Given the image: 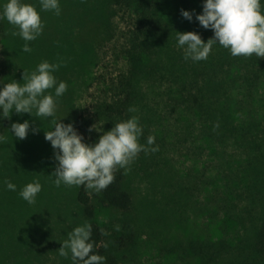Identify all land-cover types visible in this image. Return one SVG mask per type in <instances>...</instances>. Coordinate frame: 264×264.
I'll use <instances>...</instances> for the list:
<instances>
[{"label":"rangeland","instance_id":"374dc122","mask_svg":"<svg viewBox=\"0 0 264 264\" xmlns=\"http://www.w3.org/2000/svg\"><path fill=\"white\" fill-rule=\"evenodd\" d=\"M26 2L39 11V0ZM59 7V15L40 11L43 29L27 42L30 52L21 50L25 41L12 35V25L0 20V80L23 83L24 70H34L43 60L55 63L54 76L67 84L56 98V120L73 124L78 113H85L107 131L117 120L138 116L143 129L139 143L146 144L152 135L154 144L148 147L158 146L155 152H139L126 170L120 168L122 188L132 198L129 209L108 207L99 191L87 189L93 220L103 231L104 264H111L109 257L116 264H207L211 256L197 248L205 251L204 246L212 245L207 248L217 253L221 243L225 250L221 257L212 255L213 260L264 264L252 246L254 222L251 226L241 212L245 201L233 200L234 215L225 218L215 204L221 188H216L214 160L206 166L205 155L194 151L200 141H191L184 133V118L176 117L179 111L153 104L152 98L158 96L144 82L140 93H149V100L138 98L130 106L134 112L121 105L125 92L120 78L127 68L121 48L130 27L123 10L116 7L110 12L105 0H59ZM107 104L119 105L121 113H108ZM8 118L1 134L5 140L0 142V264H71L70 254L60 256L58 248L73 227L89 218L77 201L78 186L57 187L52 182L57 162L44 133L53 126V118L14 110ZM24 120L29 130L25 138L17 139L11 124ZM87 134L102 133L93 129ZM33 179L42 187L35 203L28 204L18 193ZM5 180L16 189H6Z\"/></svg>","mask_w":264,"mask_h":264},{"label":"trees","instance_id":"16d2710c","mask_svg":"<svg viewBox=\"0 0 264 264\" xmlns=\"http://www.w3.org/2000/svg\"><path fill=\"white\" fill-rule=\"evenodd\" d=\"M105 2L109 11L122 9L130 24L121 48L127 64L126 73L120 78L125 92L121 101L124 110L134 106L138 98L149 100V93H140L144 82L151 88L149 92L158 96L152 98L153 104L161 103L166 111H179L176 117L184 118V133L191 141H200L194 151L205 155L206 166L214 160L215 178L219 181L216 188H221L215 204L225 218H231V202L245 201L241 212L251 226L254 222L252 246L264 257V57L232 56L226 48L214 44L207 59H185L176 44V31H195L205 41L213 36L210 28L205 29L196 20L203 0ZM182 10H188L192 19L183 17ZM118 106L107 104L105 109L108 113H121ZM8 122V117H0V135ZM92 124V115L78 113L72 125L85 142L93 143L98 136L87 134ZM122 180L123 173L117 168L112 182L99 191L106 206L117 210L130 208L132 198L122 188ZM76 198L89 218L93 251L104 256L103 231L93 220V207L84 186H78ZM207 247L213 246H204L205 251L197 248L200 254L211 256L207 264H248L237 259L213 260L212 255L221 257L224 246L221 243L217 253ZM107 260L117 263L114 258Z\"/></svg>","mask_w":264,"mask_h":264},{"label":"clouds","instance_id":"9594fccd","mask_svg":"<svg viewBox=\"0 0 264 264\" xmlns=\"http://www.w3.org/2000/svg\"><path fill=\"white\" fill-rule=\"evenodd\" d=\"M47 10L59 15V0H39V11L26 0H0V20L6 19L12 25V35L25 41L21 47L23 52L31 51L27 42L40 35L43 29L40 11ZM181 15L192 19L188 10H182ZM196 20L205 29L210 28L213 36L205 41L195 31H176V44L185 59H207L214 44L226 48L232 56L264 57L262 0H203L202 11L196 14ZM57 68V64L43 60L34 70L23 71V83L15 79L7 83L0 80V117H8L14 110L53 118V126L44 133L57 162L54 173L50 174L54 176L52 182L57 187L61 184L82 185L86 189L101 191L112 182L117 168L126 170L139 152H155L158 146L148 147L154 144L152 135L147 137L146 144L139 143L143 129L138 116L117 120L107 131L95 124L90 125L89 131L95 129L102 133L93 143L85 142L72 123L56 120V98L67 90L66 82L57 81L53 74ZM49 89L53 91H47ZM128 111L134 112L135 109L130 107ZM11 130L12 136L23 139L29 130V122H13ZM4 140L5 137L0 135V142ZM4 187L16 189V185L7 180ZM41 187L40 182L33 179L23 185L18 194L28 204H33ZM91 234L88 222L73 227L58 248L59 255L67 257L70 254L72 264H104L105 257L93 251Z\"/></svg>","mask_w":264,"mask_h":264}]
</instances>
